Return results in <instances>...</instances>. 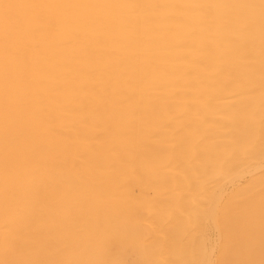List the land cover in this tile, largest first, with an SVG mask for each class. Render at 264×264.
I'll list each match as a JSON object with an SVG mask.
<instances>
[{
  "label": "bare ground",
  "instance_id": "bare-ground-1",
  "mask_svg": "<svg viewBox=\"0 0 264 264\" xmlns=\"http://www.w3.org/2000/svg\"><path fill=\"white\" fill-rule=\"evenodd\" d=\"M78 1L83 0H74ZM158 1L84 0L79 12L93 10L101 14L108 7L107 16L115 17L122 9L141 13L144 4H148L147 9L159 4L166 33L161 34L155 25L150 29L148 23V29L142 25L128 36L122 35L121 44L104 41V49L106 52L107 48L119 47L135 51L150 46V50L158 51L166 47L167 41L171 49L179 50L189 40L197 66L186 68L178 75L188 91L175 96L178 102L173 108L168 103L152 101L150 108L142 109L146 99L141 98L134 100L139 109L117 104L100 107L98 111L85 107L76 124L68 123L62 106L50 111L47 122L34 120L37 109L44 107L40 95L14 87L28 66L33 73H29L27 82L38 80L35 74L38 55L34 46L32 50L29 47L32 32L38 28L34 12L37 7L15 10L14 15L21 23H9L5 27L0 21V110L16 109L10 116V131L5 136L2 132L7 127L2 125L0 117V211L7 208L9 199L18 203V209H12V218L18 221L17 264H130V251L135 253L139 264L192 261L193 264H239V260L248 257L264 259V250L243 249L241 253L233 249L230 241L234 231L257 238L264 232L257 228L264 226L261 0ZM13 2L38 3L47 19L64 28V38L74 37L75 28L86 26L84 23L74 26L66 20L73 13L69 0ZM179 13L186 20L185 28L177 25ZM88 19L92 25H98L97 18ZM122 28L123 33L129 32L125 26ZM138 34L150 37L139 42ZM47 38L45 34L35 36L36 41ZM16 49H21L23 54L20 56ZM108 53L104 60L110 59ZM69 55L65 52L60 57ZM82 55H90L95 63L98 61L97 50L90 49ZM174 60L190 62L182 56ZM168 61L171 62L164 59L153 62L152 85H176V77L161 72ZM21 62H24L22 66ZM57 66L66 71L79 67L78 63L72 66L63 60ZM203 77L207 92L201 93L199 81ZM65 87L70 91V85ZM64 104H75L70 94ZM196 108L201 117L193 112L198 111ZM86 114H91L90 118L86 119ZM172 120H178L182 126L176 139L161 131ZM134 125L139 126L131 131ZM68 128L71 132H67ZM99 132L104 142L99 139ZM158 138L165 143L161 147ZM206 138L213 142L221 140L210 147ZM85 140H91L92 147H82ZM110 152H116L117 156ZM117 157L125 159L126 164L117 162ZM81 158L82 164L74 160ZM173 166L180 167L179 177H171L170 172L157 173L161 168ZM78 184L85 190L83 196ZM69 187H74L75 192L70 194ZM164 191H171L168 197L163 196ZM59 204L61 212L56 210ZM58 222L64 226L63 231L57 230ZM192 225L201 232L195 259L186 255L184 244L185 234ZM241 226L244 230L238 228ZM207 228L224 243L219 248L210 243L208 253L204 235ZM59 245L65 249H59Z\"/></svg>",
  "mask_w": 264,
  "mask_h": 264
},
{
  "label": "rangeland",
  "instance_id": "rangeland-1",
  "mask_svg": "<svg viewBox=\"0 0 264 264\" xmlns=\"http://www.w3.org/2000/svg\"><path fill=\"white\" fill-rule=\"evenodd\" d=\"M82 3H84V0L76 3L74 0H69V4L71 5L69 7L73 13L71 12L68 14L66 20L72 21V25L74 26H79L83 23L86 25L79 29L75 28L72 31V36H74L72 38L62 37V33L65 31L63 30L64 28L61 27L59 23L51 22L50 19H47L45 14L41 11V7H37L34 10L37 15L38 28L34 31V33L32 32L31 37L33 39L29 43V47L30 50H32V46H34V53L38 55L37 70L35 72L38 80L34 83L27 82L29 73H33L30 66H28L22 70L21 79H18L15 82L16 85H14V87H20L24 93L30 94L32 92H36L41 96H39V101L42 105H44V107H42V110L37 109L35 113L37 117H35L34 120L41 121L42 123L47 122L49 120L48 115L50 111H56L57 107L61 106L63 107V114L68 123L76 124L79 122V113L85 107L90 111H93L94 109L98 111L100 107L106 108L113 104H117L125 108L135 107L139 109V104L134 100H139L140 98L143 100L146 99L141 105L142 109L150 108L152 101L168 103L170 106L174 103L177 104L178 101H175V96L178 93H182L187 90L182 86L181 77L178 75L184 73L186 68H194L197 66V57L194 54L193 48L190 47L189 40L184 44V47L179 50L171 49V45H169L167 41H165L167 44L166 47L158 51H152L150 50V46H148L138 50L134 49L135 51L119 47H114L110 50L112 48L111 47L107 48V51L105 52L103 45L104 41H109L110 44H121L122 35L128 36L142 28V25L143 28L148 29V23H150V29L151 25H155L160 29L158 31L161 32V34L163 31L166 33L167 30H164L166 21L159 4L155 6L153 5L149 9L145 8L148 4H144L145 6H142V11H140L141 13H132V10L122 9L115 17H108L107 15L110 13L108 7H105L106 11L101 14H96L93 10L87 13H80L79 10L83 6ZM158 3H161V1L159 0ZM34 4L37 5L38 3ZM92 15H98L99 17ZM90 17L97 18L96 22L98 25H92V20L88 19ZM176 21L178 27H186V20L183 18L181 13L177 15ZM116 23L119 24L116 25ZM123 26L129 29L128 33H123ZM39 34H45L48 38L46 40L41 39L36 41L35 36L37 37ZM148 37H150V35H137L139 42L145 40L144 38L148 39ZM93 44H98V47ZM90 49L97 50V63L92 60L90 55H82L83 52H87ZM16 51L20 54V56L23 54L21 49H16ZM65 52L70 53V55L65 56L64 59H62L63 57H60V54ZM78 52H81L82 54H76ZM107 53L111 57L110 59H105V61L104 55ZM99 56H104L102 58L103 60L100 59ZM178 56H182L184 60H190L189 64H186V61H175L174 59ZM158 59L171 60V62L168 61L164 63L161 72H168L171 77L177 78V82L174 87L151 84L150 76L154 69L153 62L155 63ZM61 60L68 62L72 66L78 63L79 67L69 71L60 69L59 66H57V63ZM23 64L24 62H21V66ZM175 74H177V76H174ZM204 80L205 79L203 77V79L200 78L199 81V91L201 93L207 92V90H204ZM65 84L70 85V91H68L69 89L65 87L67 86ZM68 94H70L75 101V104L71 106L64 104V99ZM183 103L189 104L188 102ZM171 108H173V106ZM15 110V108L10 107H8L5 111L0 110V117L3 119L2 125L7 127V130L2 132L4 136L10 131V116L15 113ZM196 110L198 109L196 108ZM193 112L196 116L199 114V117H201L199 110ZM19 114L21 115L20 112ZM90 116L91 114H86L85 117L88 119ZM138 126L139 125H134L131 131H136ZM181 130L182 126L179 125L178 120H172L168 127L161 129V131H163L162 134H172V139H176ZM67 132H71V129L68 128ZM98 136L99 139H101V142L105 141L102 132H99ZM206 139L208 140L207 143L210 147L221 140V138H219L217 141L213 142L209 141V138ZM164 144L165 143H161L160 138H158V145L161 147ZM81 145L82 147H92V141L85 140ZM170 145L174 146V142L170 143ZM143 148H145V144ZM109 154L117 156L116 152H110ZM194 159L195 156L189 161ZM74 160L79 164H82L83 158H81V160ZM117 162L126 164L127 161L121 157H117ZM180 170V167L173 166L171 168H161L157 171V173L161 175L165 172H170L172 175L171 177H179L178 172ZM78 181L80 182V179H78ZM76 186L80 188L79 191L83 196L85 193L84 188H82L79 184ZM67 191L70 194L74 193L75 188L69 187ZM169 192L171 191L162 192L165 193L163 196L168 197ZM136 194H138L137 190ZM64 196L65 195L62 197ZM12 209H18V203H14L11 199H9L7 208L0 211V248L3 261L11 262V264H17L19 254L18 243L16 242L17 231L15 230V226L18 221L17 218H12ZM60 209L61 207L59 204L56 207V210L60 211ZM57 227L58 231L64 230V226H62L59 222L57 223ZM238 228L244 230L242 226ZM257 228L264 231V226ZM207 229L208 231L204 233L205 238L207 239L206 253L209 252L210 243L212 244L213 242V245H216L217 248L224 244L222 239L218 238V236L216 238V234H213L209 228ZM200 236L201 232L198 227L195 225L189 226L188 231L185 234L184 244L186 248V255L190 256L191 259H195L196 257V248L198 242L200 241ZM217 239L219 240V243ZM230 241L233 249H239L241 253L243 252V249L248 251L256 250L259 252H263L264 250V232L260 238H257V236L249 235V233L234 231L230 237ZM59 249H65V246L62 247V245H59ZM215 251L217 252L218 249ZM214 260H216V255H213L212 257L213 262H215ZM128 261L130 264H139V259L132 251L129 252ZM193 262L195 261H192L190 264H193ZM239 264H264V259L248 257L239 260Z\"/></svg>",
  "mask_w": 264,
  "mask_h": 264
},
{
  "label": "snow or ice",
  "instance_id": "snow-or-ice-1",
  "mask_svg": "<svg viewBox=\"0 0 264 264\" xmlns=\"http://www.w3.org/2000/svg\"><path fill=\"white\" fill-rule=\"evenodd\" d=\"M40 5L36 4H23L18 2H13V0H0V21H3L5 27L9 23H21L20 19L14 15V11L23 8H36ZM261 9L264 13V0H261ZM0 264H11L8 261H2ZM68 264H75V262H68Z\"/></svg>",
  "mask_w": 264,
  "mask_h": 264
}]
</instances>
